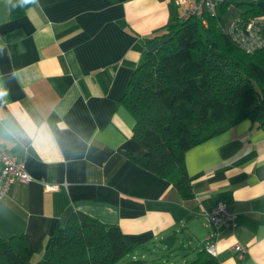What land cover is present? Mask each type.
Here are the masks:
<instances>
[{"label": "crops", "instance_id": "obj_1", "mask_svg": "<svg viewBox=\"0 0 264 264\" xmlns=\"http://www.w3.org/2000/svg\"><path fill=\"white\" fill-rule=\"evenodd\" d=\"M250 1L218 0V28L226 31ZM185 8L173 0H39L12 16L0 0V147L32 177L0 196V234L23 235L33 261L56 225L82 211L146 243L141 254L176 251L183 264L212 240L219 264H264V127L243 118L187 148L189 196L129 155L144 147L123 93ZM257 15L264 20V1ZM217 202L235 214L233 227L210 222ZM236 243L246 248L240 258Z\"/></svg>", "mask_w": 264, "mask_h": 264}, {"label": "trees", "instance_id": "obj_2", "mask_svg": "<svg viewBox=\"0 0 264 264\" xmlns=\"http://www.w3.org/2000/svg\"><path fill=\"white\" fill-rule=\"evenodd\" d=\"M262 1L241 3L234 24L245 25L261 11ZM218 21L215 14L184 18L176 12L155 37L160 43L145 51L122 96L135 117L133 138L144 147L141 155L127 153L141 166L171 179L184 196L191 194L192 176L183 157L187 148L243 118L264 127V45L243 50L218 28ZM145 246L125 239L119 225L75 211L56 225L38 261L31 259L32 249L23 235L0 234V264H115ZM131 262L160 264L142 257ZM183 264L219 262L201 247Z\"/></svg>", "mask_w": 264, "mask_h": 264}, {"label": "built area", "instance_id": "obj_3", "mask_svg": "<svg viewBox=\"0 0 264 264\" xmlns=\"http://www.w3.org/2000/svg\"><path fill=\"white\" fill-rule=\"evenodd\" d=\"M176 4L185 3L184 18L192 15L203 16L205 13L215 14L218 0H173ZM232 40L245 51L252 52L264 45V20L255 15L247 20L243 26L234 23L226 30ZM31 175L22 160H18L9 150L0 147V196L4 195L14 180L29 181ZM44 187L54 190L55 183L44 182ZM210 222L215 226L233 227L236 224L235 214L230 212L223 202H217L208 213ZM206 250L215 255L216 246L212 240L206 244ZM237 258L245 251V246L239 243L234 245Z\"/></svg>", "mask_w": 264, "mask_h": 264}, {"label": "rangeland", "instance_id": "obj_4", "mask_svg": "<svg viewBox=\"0 0 264 264\" xmlns=\"http://www.w3.org/2000/svg\"><path fill=\"white\" fill-rule=\"evenodd\" d=\"M153 254V256L158 259V262L160 264H167V263H170V262H174L176 264H180V256H179V253L178 252H163V255L159 252V251H156V252H147V253H144V254H141L137 251L135 252H131V253H127L126 255H124L121 259H119L115 264H133L131 262L132 259H137V258H143V259H150V255ZM169 255V258H166L167 256ZM191 255V253L189 254ZM182 259V257H181Z\"/></svg>", "mask_w": 264, "mask_h": 264}, {"label": "clouds", "instance_id": "obj_5", "mask_svg": "<svg viewBox=\"0 0 264 264\" xmlns=\"http://www.w3.org/2000/svg\"><path fill=\"white\" fill-rule=\"evenodd\" d=\"M6 7L11 11L17 8H26L29 5H39V0H5ZM7 47L6 44L0 43V51ZM6 95L4 90L0 89V97Z\"/></svg>", "mask_w": 264, "mask_h": 264}, {"label": "water", "instance_id": "obj_6", "mask_svg": "<svg viewBox=\"0 0 264 264\" xmlns=\"http://www.w3.org/2000/svg\"><path fill=\"white\" fill-rule=\"evenodd\" d=\"M201 245H203V243Z\"/></svg>", "mask_w": 264, "mask_h": 264}]
</instances>
